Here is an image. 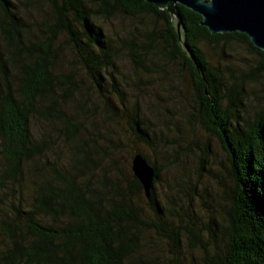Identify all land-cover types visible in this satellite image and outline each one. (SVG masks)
<instances>
[{"label":"trees","instance_id":"1","mask_svg":"<svg viewBox=\"0 0 264 264\" xmlns=\"http://www.w3.org/2000/svg\"><path fill=\"white\" fill-rule=\"evenodd\" d=\"M177 7L195 61L179 45L170 16L146 0H0V231L10 245L0 255V264H160L147 251L149 231L168 242L172 264H190L181 258L183 232L193 248L199 243L204 249L200 264H264V109L252 117L241 116L245 104L240 85L228 86L235 76L210 68L203 46L243 44L260 58L262 73L264 52L245 34H211L201 25L199 14ZM33 9H43L44 15L28 22L24 16ZM118 17H152L164 27L159 32H141L145 42L133 34L112 40L96 21ZM60 39L80 59L95 89L104 87V72L115 83L109 68L123 52L138 76L152 67L161 70L155 55L188 72L195 87L196 116L220 140L230 164L227 176L233 186L223 197L232 211L225 224L212 217L204 229L212 237L218 226L223 229L227 239L223 249L212 252L205 247L196 231L198 222L183 206L198 185L176 180L172 185L176 194L168 195L169 200L164 197L166 204L160 206L154 189L159 166L137 153L155 169L147 197L132 172L137 154L130 157L126 174L111 157L118 150L111 140L102 144L91 137L89 145L78 142L85 128L67 115L62 104L80 93L82 86L74 74L55 72ZM150 54L152 66L146 63ZM248 77L260 79L254 73ZM106 107L107 117L114 119ZM127 116L130 127L148 142L147 131L138 122L139 111ZM33 118L62 125L65 138L76 146L68 167L47 158L50 142L34 138ZM202 156L204 162L209 154L204 151ZM202 171L203 166L200 176ZM203 194L208 195L205 190Z\"/></svg>","mask_w":264,"mask_h":264},{"label":"rangeland","instance_id":"2","mask_svg":"<svg viewBox=\"0 0 264 264\" xmlns=\"http://www.w3.org/2000/svg\"><path fill=\"white\" fill-rule=\"evenodd\" d=\"M43 15V9H33L24 18L28 22H34L41 20ZM49 15L47 8V16ZM96 22L102 24L104 32L112 40L117 35L124 39L133 34L139 42H145L139 36L141 32H159L164 27L162 22L152 17L142 20L118 17L111 22ZM58 45L61 51L55 72L74 74L75 80L82 86L80 93L62 104L67 115L85 128L79 133L78 142L89 145L92 143L91 137L102 144L111 140L118 149L111 157L119 161L121 171L126 174L130 168V157L138 152L152 164L159 166L160 179L154 189L160 206L166 204L164 197L169 200L168 195L176 194L172 186L176 180H190L198 185L196 192L194 189L190 190V197L183 206L193 215V221L198 222L196 231L200 233L205 247L212 252L223 249L227 242L223 229L219 226L215 229L216 237L209 236L204 229L212 217L216 223L225 224L228 213L232 211L231 203L223 197L233 186L227 176L230 164L220 140L206 131L200 118L196 116L195 87L188 72L176 68L167 60L160 61V57L155 55V62L160 64L161 70L158 67H152L150 72L143 69L138 76L134 72L135 65L123 52L115 66L109 68L114 72L117 87L114 88L112 78L104 72V87L95 89L75 52L64 45L61 39L57 42ZM203 49L212 70H218L226 77L235 76L236 80L233 81L232 78L228 86L232 87L236 83L240 85L245 104L241 116L252 117L257 111L263 110L264 73L259 71L260 58L243 44L234 41L220 42L218 47L204 45ZM151 55L153 56L150 54L146 62L150 66ZM251 73L258 74L260 79H256L257 82L251 81L248 77ZM106 106L111 108L110 112L113 114L110 116L114 119L107 117L109 111ZM135 110L139 111L138 122L147 131L148 142H143L136 130L131 128L127 114L134 113ZM31 129L34 138H46L50 142L47 158L57 159L63 167H68L75 157L76 146L65 138L62 125L56 121L46 123L33 118ZM204 151H207L209 157L203 162ZM202 166L203 176H200L199 169ZM204 190L208 195L203 194ZM172 222L177 224L174 219ZM183 234L180 246L182 260L185 263L200 264L204 249L199 243L193 248L192 240L184 232ZM146 245L150 256L157 257L160 264H172L166 240L149 231ZM9 246L8 240L0 231V255Z\"/></svg>","mask_w":264,"mask_h":264},{"label":"water","instance_id":"3","mask_svg":"<svg viewBox=\"0 0 264 264\" xmlns=\"http://www.w3.org/2000/svg\"><path fill=\"white\" fill-rule=\"evenodd\" d=\"M165 11L178 35V43L194 60L185 42V25L178 5L202 17L201 25L213 34H245L257 49L264 52V0H146ZM195 61V60H194ZM132 172L150 196L155 169L140 154L132 159Z\"/></svg>","mask_w":264,"mask_h":264}]
</instances>
